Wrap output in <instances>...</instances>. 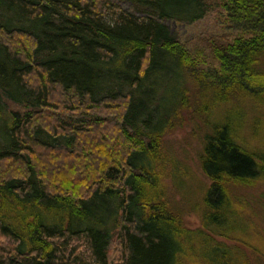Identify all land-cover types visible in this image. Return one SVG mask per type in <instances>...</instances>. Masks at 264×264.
Segmentation results:
<instances>
[{"label":"trees","instance_id":"16d2710c","mask_svg":"<svg viewBox=\"0 0 264 264\" xmlns=\"http://www.w3.org/2000/svg\"><path fill=\"white\" fill-rule=\"evenodd\" d=\"M212 12L204 49L167 23ZM259 107L264 0H0V264H264L234 191L264 184ZM186 108L208 126L197 229L165 183Z\"/></svg>","mask_w":264,"mask_h":264},{"label":"rangeland","instance_id":"374dc122","mask_svg":"<svg viewBox=\"0 0 264 264\" xmlns=\"http://www.w3.org/2000/svg\"><path fill=\"white\" fill-rule=\"evenodd\" d=\"M121 6L127 8L129 2H123ZM218 19L219 16L212 12L205 19L194 24H181L175 21L167 23L171 31L182 42L204 49L203 40L209 35L219 33L222 30ZM191 114V109L186 108L183 110L184 122L166 133L163 138V152L174 164L173 168L170 166L165 178L172 203L175 208L181 211L185 226L197 229L202 226L198 204L211 182L203 172L200 161L204 134L208 130V126L203 125L198 117L192 118ZM255 115L259 119V121L256 120V131L253 137H247V141L251 146H256L264 151V108H257ZM246 132L248 135L249 128H246ZM234 191L245 197L249 208L253 207L255 210L253 218L259 219V229L253 232L254 243H259L262 240L264 242V184L241 185L235 188ZM216 238L231 245H239L236 240ZM247 250L251 254L252 260L257 257L255 254H261L254 253L251 249ZM261 252L264 253V246Z\"/></svg>","mask_w":264,"mask_h":264}]
</instances>
